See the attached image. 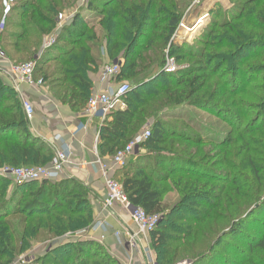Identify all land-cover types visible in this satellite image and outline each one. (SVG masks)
I'll return each instance as SVG.
<instances>
[{
  "label": "trees",
  "instance_id": "16d2710c",
  "mask_svg": "<svg viewBox=\"0 0 264 264\" xmlns=\"http://www.w3.org/2000/svg\"><path fill=\"white\" fill-rule=\"evenodd\" d=\"M238 1L192 43L171 39L184 0H13L5 15L3 57L21 65L38 54L34 77L75 108L89 97L93 51L103 46L109 59H120L117 80L131 87L127 108L104 120L99 152L112 156L150 124L140 147L157 151L129 158L114 179L133 205L159 216L149 234L156 264L183 258L228 264V250L241 252L239 264H264V0ZM72 9L60 25L58 17ZM3 10L0 0V20ZM49 37L54 42L44 48ZM167 58L176 64L172 72L164 71ZM258 75L260 83L252 84ZM248 95L253 102L241 109ZM185 106L216 114L228 132L219 137L191 128L182 117ZM27 122L21 98L0 79V167L51 160V148L28 132ZM92 223L87 190L77 181L0 177V264L43 241L51 246L34 264H118L97 241L64 238Z\"/></svg>",
  "mask_w": 264,
  "mask_h": 264
},
{
  "label": "crops",
  "instance_id": "0c3cea01",
  "mask_svg": "<svg viewBox=\"0 0 264 264\" xmlns=\"http://www.w3.org/2000/svg\"><path fill=\"white\" fill-rule=\"evenodd\" d=\"M93 56L96 64H92L86 72L88 96L107 89L111 84L102 75L103 65L110 61L104 47L95 49ZM11 66L6 58L0 57L2 82L33 106L34 115L27 122L28 132L39 141L47 143L53 154L58 149L68 153L63 173L56 181L73 179L87 190L93 223L89 229L81 232L80 238L100 243L118 264H153L155 256L151 252L150 235L138 234L130 214L120 205L110 209L103 206L104 177L114 178L120 168L111 162V156L99 152L100 133L105 119L101 120L98 115L83 117V109L75 108L73 101L70 103L59 99L47 83L30 87L14 81L10 74ZM106 118L111 120L109 115ZM144 152L142 148L130 158H138ZM131 237L134 238L133 246L129 243Z\"/></svg>",
  "mask_w": 264,
  "mask_h": 264
},
{
  "label": "built area",
  "instance_id": "2783aa9c",
  "mask_svg": "<svg viewBox=\"0 0 264 264\" xmlns=\"http://www.w3.org/2000/svg\"><path fill=\"white\" fill-rule=\"evenodd\" d=\"M13 0H2L3 16L0 20V34L4 28L5 15L8 13ZM62 16H59L61 19ZM206 18V15L196 19L195 22L188 27H185L182 22L178 24L177 29L172 35L173 41H178L180 37L185 38L189 36L196 27L202 23V20ZM61 23V22H60ZM61 25V24H60ZM184 29L183 35L179 33L181 29ZM182 41V40H181ZM54 42V37H49L43 47L46 48ZM179 42V41H178ZM0 57H3L0 51ZM4 58V57H3ZM38 59L36 54L32 60L23 63L21 65H12L10 68V74L14 81L18 83H25L30 87H39L44 83L41 78H35L33 70L35 62ZM121 61L119 58L110 59L102 67V75L108 79L110 86L96 94H92L88 97L85 107L83 108L81 115L83 117L98 115L101 120L106 119L108 115L116 111H123L127 108L126 97L131 87L129 82L124 80H117V75L120 71ZM176 68V64L173 58H167L164 65L165 72H172ZM22 107L29 121L34 115L33 106L26 99H21ZM149 124L145 125L132 139H130L123 147L118 149L112 156L111 162L116 167H122L127 160L134 155L135 152L142 150L141 144L150 136ZM68 159V153L65 150L58 149L53 154L51 160L46 165L41 166H2L0 167V177L11 179L14 182H27V181H51L54 182L62 175L65 163ZM105 195L103 198V206L105 209H110L115 205H120L128 211L130 218L137 227V232L140 235H147L152 232L157 223L159 222V216L157 214L149 215L140 206L133 205L127 195L125 194L120 182L112 177H104ZM82 232V231H81ZM81 232L74 234L68 233L64 236L65 239L80 238ZM133 237L129 240L130 246H133ZM21 263H25L20 261ZM13 263V262H12ZM11 263V264H12ZM16 263V262H15ZM14 264V263H13ZM153 264H156L153 261ZM176 264H186V261L178 262Z\"/></svg>",
  "mask_w": 264,
  "mask_h": 264
},
{
  "label": "rangeland",
  "instance_id": "374dc122",
  "mask_svg": "<svg viewBox=\"0 0 264 264\" xmlns=\"http://www.w3.org/2000/svg\"><path fill=\"white\" fill-rule=\"evenodd\" d=\"M184 1L186 2V7H185L183 15L180 19V22H182L185 27L189 28V26H191L195 22L196 19H199L201 16L206 15V18L204 20H202V23H200L199 26L196 27L195 30L189 34V36H187L185 38H182V36H181L180 39L178 40L179 42H181V40H184V41H187L188 43H192L194 38L197 35H199V33L202 31V29L204 27L209 26L208 22L210 20L214 19L215 21L220 22L225 17L230 16L233 12V9H235V6H237V4L239 3L238 0H184ZM11 5H12V3H11ZM73 12H74L73 9L68 10V11H66L60 15V16H62L61 19H59V17H58V21L61 22V25L65 22V20L68 17H70L72 15ZM183 30L184 29L182 28L179 31V33L181 35H183V33H184ZM248 55H250V54H248ZM259 60H260L259 58L256 59L257 62H259ZM245 79L247 80L248 78H245ZM255 79L256 80L253 81V83L248 81V83L244 82L243 85H246V87H248L249 85H251V83L254 85H256L257 83H260V76L259 75L256 76ZM252 90L253 89H250L249 95H252V93L253 94L255 93V91L252 92ZM249 95L244 96L242 98V102H241L242 107H240L241 109H247L249 107L248 106L249 103L253 102V97L249 96ZM253 114H254V112H251L250 115H248L244 118V121L247 122L253 116ZM182 117H183L184 121L189 122L191 124V128L199 129L202 134L208 133L212 136L222 137L229 130V127L223 122V120L218 118L216 114H213L210 111L203 110L200 108L185 106L182 110ZM174 122L180 123L177 121H174ZM144 126L141 127V130L144 128ZM148 127L150 128V124L148 125ZM191 131L194 132L195 130H191ZM143 151H145L144 153L147 156H150V155L152 156L154 154V151H157V150L155 148H144ZM115 180L120 182L119 179H115ZM240 183L243 184L244 182L240 181L239 184ZM230 195L233 199V193H231ZM167 197H168L167 198L168 200L173 199L172 194L168 195ZM235 200H236V198H235ZM259 218H261L264 221V216H260ZM248 233H250L251 236L253 235L252 237L258 235L257 229H250V230H248ZM232 240H233V238H232ZM234 241H236L235 238H234ZM233 243L236 245L235 242H233ZM233 243H232V245H233ZM49 246H51V245L46 241L35 243L30 247L29 250H27L26 252H24L21 255H18L13 260V263L14 264H23L20 262V261H23V262H25L24 264H34V263H32V261L34 259H36V257L46 253V250L49 249ZM238 247L244 249L245 244L238 243ZM151 252L153 253V256H154V252H153L152 247H151ZM238 253L241 254V252L236 253L232 250H228L226 252V256H225L227 263L228 264H239V263H241V258L239 257ZM154 261H155V259H154ZM182 261H186V264H191L190 258L179 259L176 262H173V264H176V263L182 262ZM211 264H222V263L214 262Z\"/></svg>",
  "mask_w": 264,
  "mask_h": 264
}]
</instances>
